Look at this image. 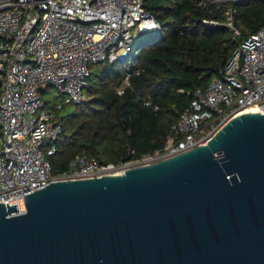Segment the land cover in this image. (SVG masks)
Instances as JSON below:
<instances>
[{"label":"water","instance_id":"95a60500","mask_svg":"<svg viewBox=\"0 0 264 264\" xmlns=\"http://www.w3.org/2000/svg\"><path fill=\"white\" fill-rule=\"evenodd\" d=\"M25 197L18 216L0 204V264H264V115L243 113L174 157Z\"/></svg>","mask_w":264,"mask_h":264},{"label":"built area","instance_id":"2783aa9c","mask_svg":"<svg viewBox=\"0 0 264 264\" xmlns=\"http://www.w3.org/2000/svg\"><path fill=\"white\" fill-rule=\"evenodd\" d=\"M238 1L243 0L212 4ZM232 13L225 12V25L237 36ZM203 24L218 26L213 21ZM159 31L143 0H0V204L17 207L8 217L25 213V195L52 182L99 178L153 164L206 144L249 110L264 115L263 22L232 51L219 76L192 93L161 151L117 165H100L82 153L67 171L52 175L46 157L55 154L63 129L41 94L53 87L64 98L59 110L86 102L90 66L126 62L136 55L133 45L139 37ZM122 93L119 89L118 95Z\"/></svg>","mask_w":264,"mask_h":264},{"label":"trees","instance_id":"16d2710c","mask_svg":"<svg viewBox=\"0 0 264 264\" xmlns=\"http://www.w3.org/2000/svg\"><path fill=\"white\" fill-rule=\"evenodd\" d=\"M143 5L160 31L136 40V55L126 62L89 67L87 101L57 117L63 132L55 154L46 157L52 175L67 171L82 153L100 165H117L161 151L192 93L218 77L232 51L264 22V0H143ZM228 9L237 36L225 25ZM204 21L218 26L206 27Z\"/></svg>","mask_w":264,"mask_h":264},{"label":"rangeland","instance_id":"374dc122","mask_svg":"<svg viewBox=\"0 0 264 264\" xmlns=\"http://www.w3.org/2000/svg\"><path fill=\"white\" fill-rule=\"evenodd\" d=\"M41 99L46 102L47 108L50 109L56 117L63 116L71 110L69 105H64L61 110L58 109V107L63 104L64 98L63 96L58 95L56 90L51 86L44 90V92L41 94Z\"/></svg>","mask_w":264,"mask_h":264},{"label":"bare ground","instance_id":"6f19581e","mask_svg":"<svg viewBox=\"0 0 264 264\" xmlns=\"http://www.w3.org/2000/svg\"><path fill=\"white\" fill-rule=\"evenodd\" d=\"M248 112H250V110H249ZM126 169H127V168H124V169L122 168V169H120V170L116 171L117 173H114V174H115V175H121V172H122V171H124V172H125V171H126ZM124 172H123V173H124Z\"/></svg>","mask_w":264,"mask_h":264}]
</instances>
